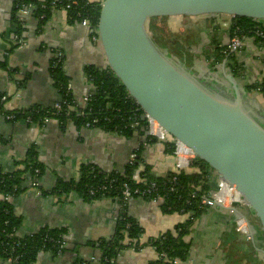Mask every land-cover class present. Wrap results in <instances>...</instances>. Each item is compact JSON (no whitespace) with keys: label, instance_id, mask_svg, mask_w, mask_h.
<instances>
[{"label":"crops","instance_id":"obj_1","mask_svg":"<svg viewBox=\"0 0 264 264\" xmlns=\"http://www.w3.org/2000/svg\"><path fill=\"white\" fill-rule=\"evenodd\" d=\"M15 1L0 0V93L9 96L5 110H0V173L22 171L27 154L33 148L43 171L36 187L27 185L11 201L13 213L21 222L17 235L24 239L42 231L63 230L67 243L66 250L60 255L38 253L34 264H100V254L94 244L113 235L115 219L119 215L124 214L139 225L142 229L141 243L185 222L187 216L164 213L159 202L141 198L130 199L126 203L109 198L87 201L74 190L83 166H92L103 174H123L130 166L132 154L136 155L135 181L145 168L156 178L175 173L176 159L162 143L143 146L146 136L125 137L99 128H78L69 120L28 124L21 119H6L7 112L38 107L52 109L61 100L50 75V65L57 50L63 55V72L78 106L86 95L94 91L84 74L85 67H101L103 64L88 29L79 23H69L64 10H50L42 20L34 14L35 8L30 4L16 12ZM89 2L100 3L101 0ZM15 16H19L20 21L19 38L16 37L18 26L14 22ZM215 27L213 33L203 35L199 46L192 47L195 55L191 70L199 75L201 72L196 69H206L218 77L221 64L225 62V71L234 77L227 60L214 69L207 65L214 60L211 52L215 44L210 46V36L215 35L216 43L221 45L230 40L228 25L220 28L215 24ZM234 55L242 75L234 78L244 88V97L264 111V97L247 90L249 85L264 78V47L258 48L251 39H244V46ZM185 172L198 170L192 167ZM61 183H73L75 187L63 193L58 190ZM230 208L246 216L252 225H258L248 210ZM234 223L231 211L219 207L208 209L186 238L192 249L186 264H264V257L257 252V249L264 251L263 236L258 235L251 240L234 231ZM156 259L154 249L145 247L136 252H122L117 264H149Z\"/></svg>","mask_w":264,"mask_h":264},{"label":"water","instance_id":"obj_2","mask_svg":"<svg viewBox=\"0 0 264 264\" xmlns=\"http://www.w3.org/2000/svg\"><path fill=\"white\" fill-rule=\"evenodd\" d=\"M208 16L264 22V0H101L99 68H108L143 116L210 168L213 189L218 181L234 188L258 225L234 208L218 207L231 211L234 221L243 219L252 240L264 236V111L244 97L225 62L223 81L206 69L194 74L146 29L151 18Z\"/></svg>","mask_w":264,"mask_h":264},{"label":"trees","instance_id":"obj_3","mask_svg":"<svg viewBox=\"0 0 264 264\" xmlns=\"http://www.w3.org/2000/svg\"><path fill=\"white\" fill-rule=\"evenodd\" d=\"M50 2L45 1L44 5L46 8H43V2L39 0H16V12L30 4L35 8L34 14L38 18L41 15H44L46 18V14L52 10L49 7ZM66 5H69V8H66ZM57 9H62L66 12L68 22L71 24L80 23L82 16H79V14L87 12L91 17L92 26L95 27L99 2L61 0L57 1ZM216 17H205L201 25L195 24L176 31L169 30V27L165 24L168 18H151L146 23V29L159 48L165 49L171 57L177 59L188 70L195 73V70H191L192 58L195 55L192 47L200 44L203 35H208L216 30L214 21ZM14 22L18 26L16 32L18 36L16 37L19 38L21 35L19 33L20 21L17 16H15ZM227 33L230 39L234 36L241 39H251L258 48L264 47V22L262 21L240 17L230 18ZM90 36L92 37V34ZM210 37V46L215 44L214 50L211 52L214 55V60L210 64V68L214 69L216 65L227 60L228 68H230L234 77H241L240 65L236 62L234 53L222 55L225 45H221L220 42L216 43L215 35ZM54 63V60H52L50 75L60 93L61 103L74 104L73 96L70 90H67L69 83L64 75L63 67L61 64L53 66ZM84 74L94 87L93 97L87 106V110L90 109L89 117L95 115L107 116L113 120L114 124L115 122H121V119L131 116L133 113L131 112L132 107L135 105L134 101L127 95L108 68L87 66L84 69ZM247 90L255 91L264 97V78L254 85H249ZM34 109H39L38 113L31 114L32 119L36 121L42 117L44 109L39 107ZM141 113L139 111L136 114L140 116ZM86 117L80 118L74 114H70L69 116L62 115L59 119L63 121L70 120L79 128L83 127L87 121ZM139 124L140 126L135 132H119L112 125L102 123L98 124L95 128L125 137L133 135L146 136L147 143L156 142L155 139H150L146 135L145 130L142 129L144 124L142 120H140ZM172 149L169 146L168 151L171 153ZM196 162L192 161L190 168L199 165L200 172L188 173L180 171L178 173H171L165 178L154 177L148 168H145L140 173V180L144 179L146 182H155L157 184L158 190L156 193L163 198L160 206L164 213L180 214L183 212L189 214V216L185 222L175 225L171 230L166 231L159 237L149 239L145 243L140 242L142 229L133 219L128 218L124 214L117 216L113 235L108 239H100L94 244L100 254V264H111L109 263L111 260H113V264H117L118 256L128 248H133L136 252L145 247L154 249L158 257L156 260L149 262V264H165L162 256H166L170 260L178 259L181 264H186L192 250L191 242L187 241L186 238L191 235L195 222L208 211L209 208L204 207L201 204V200L213 189L211 183L212 171L200 160L196 159ZM36 169L39 170V174H35ZM136 169L137 164L135 162L128 166L123 174H103L92 166H83L80 170V179L76 184V188H74L75 185L73 183H61L58 185V190L68 193L74 188L76 193L87 201L102 198L114 200V197L118 196V192L110 194V196H101L100 194L89 196L87 188L90 186L97 188L103 185L105 181L108 182L110 180L113 181L112 184L116 189H120L123 183H127L132 188L134 186L143 187L142 184H135V180H133ZM42 171L43 167L37 162L36 153L32 148L27 154L26 165L22 171L11 174L0 173V196L8 195L13 199L18 197L26 189L27 185L30 186L31 183L38 180ZM173 178H175L174 182H172ZM144 199L148 200L147 198ZM20 225V219L14 215L11 202L3 201L0 198V260L2 264H7V259H15L16 257L17 260L13 264H34L38 253L50 252L54 254L56 252L49 244L43 242V238L44 236H48L57 239L59 236H63V230L42 231L34 236L21 239L16 237ZM11 234L14 235L13 238L9 237ZM105 260H108V262H105ZM75 264L82 263L76 262Z\"/></svg>","mask_w":264,"mask_h":264},{"label":"built area","instance_id":"obj_4","mask_svg":"<svg viewBox=\"0 0 264 264\" xmlns=\"http://www.w3.org/2000/svg\"><path fill=\"white\" fill-rule=\"evenodd\" d=\"M43 8H46L44 5L45 1H42ZM49 7L54 10L57 9V1H51ZM66 8H69V5H66ZM20 10V9H19ZM21 11V10H20ZM19 12V11H18ZM79 16H82V19L79 24L81 26L85 27L88 29L90 34H92V40L96 43L97 38H96V29L95 27L92 26V20L91 17L87 12H84L83 14H79ZM19 18V16H18ZM40 19H45L44 15L40 16ZM244 46V39H241L237 36L232 37L227 44H225L223 50H222V55H227L231 53H237L239 50L242 49ZM54 64L53 66H56L57 64L63 63V55L62 53L57 50L54 52ZM67 90H70L69 85L67 87ZM94 92V91H93ZM93 92H90L88 95L85 96L83 99V103L81 106L74 104H68L66 102L61 103V100L56 103L52 109H44V113H42V117L39 118L38 120H33L31 114L32 113H38L39 109H34L31 108L27 111H22V112H7L6 114V119L9 121H17L21 119L25 123L28 124H46L50 122L51 120H57L60 122H63V120H60L59 117L64 115V116H69L70 114H74L77 117L80 118H85L86 116V122L83 125L84 128L86 129H91L95 128L98 124H106V125H112L115 130L121 132V131H133L135 132L137 128L140 126V120L143 121V126L142 129H144L147 133V136L150 139H155L156 142L162 143L164 146H167L166 148L168 149L169 146L172 147V155L176 159V173L180 171H187L190 169L191 162L194 161L196 162V159L193 158L191 152L187 150L185 147L177 143L175 140H172L170 137H168L150 118L143 116V113L137 115L136 113L139 112L138 106L134 102V106L132 107L133 112L129 118L126 119H121V122H115L113 124V120L110 119L107 116H90L89 117V112L90 109L87 110V106L89 102L91 101L93 97ZM9 100V96L3 93H0V110L4 111L5 110V105L7 104ZM88 111V112H86ZM70 121V120H69ZM143 146H147V142L143 143ZM136 158L135 154H132L130 157V165L134 163V159ZM198 172H200V166L195 167ZM35 174H39V170H35ZM175 181V178L172 179V182ZM113 181H105V183L97 188L94 187H89L87 188L88 190V195L89 196H95L96 194H100L101 196H110L113 193L118 192V196L114 197V200L119 202V203H126L130 199L134 198H147L151 202H159L160 204L163 201V198L159 196L156 192L158 190V186L155 182H146L144 179L138 181H135V184L139 185L142 184L143 187L140 186H134L133 188L130 187L127 183H123L121 185L120 189H116L113 184ZM38 185V180L31 183L32 187H36ZM119 190V191H118ZM0 198L3 201L6 202H11L12 197L6 195V196H0ZM201 204L204 207L207 208H214L218 206H222L224 208H230V207H235L237 209H246V204L244 200L240 197V195L228 184H226L223 181H218L216 188L211 190L207 195H205L202 200ZM180 215L183 216H189V214H185L183 212L180 213ZM117 221V218L115 219ZM235 228L236 231L245 237L248 238L247 233V227L246 223L244 222L243 219H238L235 221ZM13 234L9 235V237L13 238ZM16 237L18 235L16 234ZM43 242L47 243L51 246L53 250L56 252L54 254L60 255L62 254L66 248H67V243L65 240L64 236H59V238L54 239L50 238L48 236H44ZM127 251L135 252L133 248H128ZM158 258V257H157ZM163 262L165 264H181V262L178 259L170 260L166 256H162ZM17 260V257L15 259H7V264H13L14 261ZM105 262H108V260H105ZM109 263L113 264V260H111ZM86 264V263H82Z\"/></svg>","mask_w":264,"mask_h":264},{"label":"rangeland","instance_id":"obj_5","mask_svg":"<svg viewBox=\"0 0 264 264\" xmlns=\"http://www.w3.org/2000/svg\"><path fill=\"white\" fill-rule=\"evenodd\" d=\"M205 17H176V18H168L165 21V24L169 27V30L171 31H176V30H182V28H187L189 26L195 25V24H199L201 25V23L203 22V19ZM215 24L217 26H219L220 28H226L227 25L229 24L230 21V17H226V16H218L214 19ZM199 46V45H198ZM206 46V45H205ZM218 46V45H217ZM194 47V46H193ZM202 47V46H201ZM222 63V62H221ZM220 63V64H221ZM210 68V65L207 64ZM235 223L233 224V228L234 231H236L235 228ZM237 232V231H236Z\"/></svg>","mask_w":264,"mask_h":264},{"label":"flooded vegetation","instance_id":"obj_6","mask_svg":"<svg viewBox=\"0 0 264 264\" xmlns=\"http://www.w3.org/2000/svg\"><path fill=\"white\" fill-rule=\"evenodd\" d=\"M218 17V16H217ZM220 81H223V76L221 75V73L219 74V76L217 77Z\"/></svg>","mask_w":264,"mask_h":264}]
</instances>
